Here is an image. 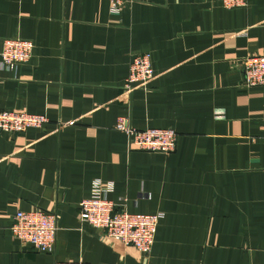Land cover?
<instances>
[{
	"label": "crops",
	"instance_id": "1",
	"mask_svg": "<svg viewBox=\"0 0 264 264\" xmlns=\"http://www.w3.org/2000/svg\"><path fill=\"white\" fill-rule=\"evenodd\" d=\"M4 39L33 43L0 69V112L44 115L0 131V264H264V85L242 61L264 55V0H0ZM149 54L148 92L126 94L133 57ZM172 129V154L129 151L114 129ZM131 214L162 213L148 256L79 223L93 180ZM57 216L56 247L37 253L9 232L17 211Z\"/></svg>",
	"mask_w": 264,
	"mask_h": 264
},
{
	"label": "built area",
	"instance_id": "2",
	"mask_svg": "<svg viewBox=\"0 0 264 264\" xmlns=\"http://www.w3.org/2000/svg\"><path fill=\"white\" fill-rule=\"evenodd\" d=\"M113 14L132 0H108ZM227 10L243 8L248 0H218ZM33 43L23 39H4L0 50V69L16 70L29 62ZM243 82L247 87L264 85V55H253L242 61ZM154 80L149 54L132 58L123 91L148 92ZM48 123L44 115H33L16 111L0 112V131L10 136L21 134L28 129H40ZM114 129L123 133L129 151L172 154L176 149L177 134L172 129L133 128L127 118H119ZM113 191L111 182L93 180L89 196L79 203V223L101 230L106 239L133 248L138 254L148 256L155 242V234L162 213L131 214L124 207H117L109 195ZM57 216L42 209L17 211L12 218L9 232L22 245L31 246L37 253L52 254L56 247ZM55 264H85L84 262H56Z\"/></svg>",
	"mask_w": 264,
	"mask_h": 264
}]
</instances>
